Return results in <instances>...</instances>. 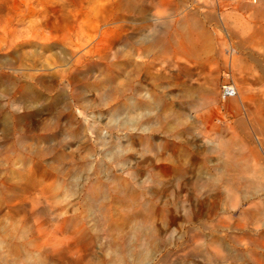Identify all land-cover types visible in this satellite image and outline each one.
I'll return each mask as SVG.
<instances>
[{
	"label": "rangeland",
	"instance_id": "obj_1",
	"mask_svg": "<svg viewBox=\"0 0 264 264\" xmlns=\"http://www.w3.org/2000/svg\"><path fill=\"white\" fill-rule=\"evenodd\" d=\"M241 156L264 183V0H0V264H132L146 223L149 264L264 260Z\"/></svg>",
	"mask_w": 264,
	"mask_h": 264
},
{
	"label": "bare ground",
	"instance_id": "obj_2",
	"mask_svg": "<svg viewBox=\"0 0 264 264\" xmlns=\"http://www.w3.org/2000/svg\"><path fill=\"white\" fill-rule=\"evenodd\" d=\"M193 13H196L195 11L192 10H188L186 12V17H189V20H191V25L195 26V25H200V21H199V18H196ZM181 15V14H180ZM183 15V17L185 16ZM143 18V17H142ZM157 18V17H156ZM206 18V17H205ZM208 18V17H207ZM206 18V19H207ZM150 19V18H149ZM158 19V18H157ZM210 19V18H209ZM213 19V18H211ZM210 19V20H211ZM151 21V20H150ZM156 21V20H154ZM184 21V20H182ZM189 23V22H188ZM159 24V23H158ZM163 24H164V21H163ZM165 25V24H164ZM163 25V27L161 26H158L156 24L152 25L150 30L151 32L148 34V35H145L144 38L148 41L150 40V42L154 43V44H158L159 43V40H160V37H161V33L163 32V30L166 28L165 26ZM188 28V27H187ZM193 28V27H192ZM194 31V30H193ZM204 34V33H202ZM173 39V38H172ZM210 43V42H209ZM210 45V44H209ZM213 53H215L216 51H212ZM229 84V83H228ZM234 87V86H233ZM221 92V91H220ZM236 92V89L234 87V93ZM229 94L228 96L231 97V96H234L235 94ZM26 94V93H25ZM35 94L34 92L31 90V89H27V96L25 97L27 101H31L33 100V98H35ZM223 96V95H222ZM225 97V96H224ZM6 119V118H5ZM7 120V119H6ZM6 122V121H5ZM7 123V122H6ZM6 127V125H5ZM7 129V128H6ZM263 129H260L258 130V133L262 135V131ZM254 132V131H253ZM255 134V132H254ZM255 136V135H254ZM229 155V154H228ZM243 158H241L239 161H237L236 163H233V164H227L229 167H230V174L227 173V176L225 174V177L224 176H221L222 178H217L219 180V182L222 184H224L226 190H227V194L229 196L235 194V193H241L242 194V198L245 200H248L250 197H261L263 200L264 199V183L262 182H259V181H255V180H251V179H248V178H245V176H243V174L247 171H251L252 167H251V164L253 161H251V158L248 157V156H241ZM257 156H253L252 159H256ZM239 159V158H238ZM235 160V158H234ZM229 161V160H227ZM231 161V160H230ZM224 162V161H223ZM222 162V163H223ZM223 165V164H222ZM217 166H220L221 165H217ZM219 167V168H220ZM223 167V166H222ZM218 168V169H219ZM224 169V168H223ZM229 169V168H228ZM219 171V170H218ZM227 172V170H225ZM256 173H259V172H256ZM246 174V173H245ZM260 174V173H259ZM253 176V175H252ZM251 177V176H250ZM249 177V178H250ZM258 177V176H257ZM264 177V176H263ZM261 181V180H260ZM221 190V189H219ZM223 190V188H222ZM221 190V191H222ZM225 191V190H224ZM223 192V191H222ZM220 194V193H219ZM226 194V192H225ZM221 197V196H220ZM227 201V200H226ZM229 202V201H228ZM251 202V201H250ZM259 202V201H258ZM244 203V201H243ZM261 203V201H260ZM228 205V204H227ZM147 207V206H146ZM228 207V206H227ZM149 209V207H148ZM253 213H256V211H252ZM260 212V211H258ZM243 213L244 214H251V211L248 209V208H244L243 209ZM261 213V212H260ZM259 214V213H258ZM261 215V214H259ZM251 216V215H249ZM255 219V218H254ZM262 222H263V225H264V216H262V219H260ZM259 222V221H257ZM253 223V222H252ZM217 227V226H216ZM219 228V227H218ZM220 229V228H219ZM235 229V228H234ZM258 229V228H257ZM222 230V229H221ZM256 231V230H255ZM260 231V230H259ZM135 233H136V237H137V245L136 246H131V248L129 249L128 251V255L130 257V260H131V263L132 264H149L150 262H152L153 258H154V255L156 253V249H157V242H156V238L153 234V229L152 227H150L149 224H137L136 225V228H135ZM254 233L253 231L251 232V234ZM221 235V233H219ZM147 238L149 239H152L153 242H146ZM230 238V237H229ZM160 241V240H159ZM150 243V244H148ZM215 243L218 244L219 246L223 245L221 243L222 240L220 238H217L215 240ZM255 243V242H254ZM148 244V245H147ZM221 244V245H220ZM160 246V245H159ZM255 246L256 247H259L261 249L264 250V247H260V245H256L255 243ZM204 248V247H203ZM217 250V249H216ZM218 251V250H217ZM200 252V251H199ZM203 252V251H202ZM248 254V251L247 250H238V251H235V252H232L230 249H229V252L227 253V256H222V258L224 257L225 260H232V261H236V260H242V255L243 254ZM254 264H264V260H261L259 259L258 257L255 256L256 253H254ZM196 255V254H195ZM209 256V254H207ZM221 255V254H220ZM207 258V256H206ZM208 260H211L212 263H215V264H219L217 260H215L214 258L212 257H208L207 258ZM218 259V258H217ZM220 259V258H219ZM223 260V259H222ZM221 260V261H222ZM209 263V262H208ZM241 264H245V263H241Z\"/></svg>",
	"mask_w": 264,
	"mask_h": 264
},
{
	"label": "built area",
	"instance_id": "obj_3",
	"mask_svg": "<svg viewBox=\"0 0 264 264\" xmlns=\"http://www.w3.org/2000/svg\"><path fill=\"white\" fill-rule=\"evenodd\" d=\"M221 93L223 95H229V94H233L234 93V87L232 84H228V83H223L221 86Z\"/></svg>",
	"mask_w": 264,
	"mask_h": 264
}]
</instances>
